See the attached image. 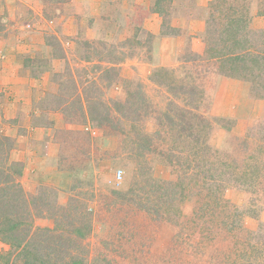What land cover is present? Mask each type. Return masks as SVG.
<instances>
[{"label":"rangeland","instance_id":"1","mask_svg":"<svg viewBox=\"0 0 264 264\" xmlns=\"http://www.w3.org/2000/svg\"><path fill=\"white\" fill-rule=\"evenodd\" d=\"M106 1L100 6L109 10L86 16L77 29L76 0H25L35 10L0 13V60L3 42L34 36L39 55L24 62L56 86L39 108L61 116L48 119L52 142L36 144L41 166L27 164L44 181L32 191L20 182L23 159L11 153L6 127L14 120L0 125V148L10 171H21L24 194L49 204L34 224L54 226L51 215L70 223L63 235L75 239L70 252L82 264H260L264 0H212L204 51L186 40L176 59L159 57L170 45L138 25L140 5ZM157 1L160 32H176L172 0ZM237 7L245 21L235 46L220 30ZM72 226L86 236L69 233ZM6 249L0 241V252Z\"/></svg>","mask_w":264,"mask_h":264},{"label":"crops","instance_id":"2","mask_svg":"<svg viewBox=\"0 0 264 264\" xmlns=\"http://www.w3.org/2000/svg\"><path fill=\"white\" fill-rule=\"evenodd\" d=\"M100 1L101 0H76V29L78 24H82L86 16L100 14L104 12V10H109V5L100 6ZM112 1L113 0H111V2ZM211 1L212 0H172L173 9L169 21L172 30H176V32L162 34L160 32L162 20L160 14L162 11L157 9L158 1L133 0L135 4L140 5L139 12L142 18L138 21V25L152 33L160 43L164 42L170 45L159 54V57L164 58L170 55L174 59L178 57L186 40H188L187 47L192 51L197 53L204 51L205 21ZM106 2H110V0ZM120 2L124 1L120 0ZM16 9H18V11L23 9L35 10L33 6L25 3V0H0L1 14L9 16L10 14H14ZM122 10H124V8H122ZM34 38V36H27L24 41L17 39V43L11 40H8L6 44L3 42L2 44L3 47L5 45L4 51L6 55L0 60V93L4 88L7 89V91L4 90V94L0 95V125H3V121L10 119L14 120V123L8 125L6 128L8 135L12 137L14 143L11 153H17L25 163L20 177V182L25 191H32L44 182L41 179L40 169H36L37 166H41L43 160L42 152L34 149H36V144L43 140L46 142V146L52 142L53 139L51 136L49 137V131L51 130V128L48 127L50 126V122H48L50 120L49 117H53L55 120L61 117L60 113L56 111H42L39 108V103L44 94L55 91L56 86L53 82L49 81L47 77H45L44 80H39L36 74L41 73L32 72L30 70L32 67L24 62L25 57L39 55V47L36 44L37 39L33 40ZM43 49L47 51L44 46ZM158 59L155 61L157 62ZM49 113L50 115L52 114V116H49ZM16 122H18V124ZM20 123L21 126H19ZM57 124L59 125L60 122ZM45 136L46 139H44ZM48 157L47 159L50 160V156ZM31 163H34L36 168L33 167L34 170L31 169L30 171L27 164ZM62 175L65 178L64 183L68 185L70 176H67L66 173ZM38 176L40 177V179H38L40 181L37 180ZM64 183H62V185H64ZM58 186L60 187L61 185L59 184Z\"/></svg>","mask_w":264,"mask_h":264},{"label":"trees","instance_id":"3","mask_svg":"<svg viewBox=\"0 0 264 264\" xmlns=\"http://www.w3.org/2000/svg\"><path fill=\"white\" fill-rule=\"evenodd\" d=\"M233 12L243 15L242 8L239 7L233 9ZM243 17L239 14L233 17L227 16L220 30V36L224 41L233 43L235 46L240 42V39L234 38V32L243 27L245 21ZM212 48L208 49L215 52L218 58L220 54L218 48ZM232 50L233 48H229V52ZM222 57L220 54L219 58ZM245 57L246 61L254 60L253 56ZM234 58L241 59V55L235 54L232 56V59ZM231 70H233L232 67ZM3 153L4 151L0 148V241L6 244L8 249L0 252V264H82L83 259L75 257L70 252L72 248L70 244L76 243L75 239L63 235L65 231L63 225L69 227L70 223L61 222L56 216L51 215V218L54 217V226L34 224L35 216H45L42 206H49V204L43 198H39L40 201L37 202L34 197L28 198L24 194L18 181L21 171H10L12 167L5 162L6 153ZM69 233L77 234L82 238L87 232L83 226L79 228L72 226L69 228ZM260 251L257 248L256 252ZM260 264H264V260H261Z\"/></svg>","mask_w":264,"mask_h":264},{"label":"built area","instance_id":"4","mask_svg":"<svg viewBox=\"0 0 264 264\" xmlns=\"http://www.w3.org/2000/svg\"><path fill=\"white\" fill-rule=\"evenodd\" d=\"M116 179H121L122 178V170H117L115 173Z\"/></svg>","mask_w":264,"mask_h":264}]
</instances>
